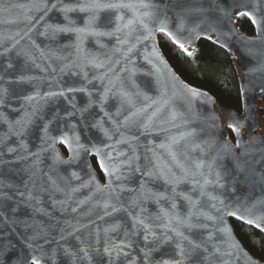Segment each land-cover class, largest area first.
Returning a JSON list of instances; mask_svg holds the SVG:
<instances>
[{"label":"snow or ice","instance_id":"snow-or-ice-1","mask_svg":"<svg viewBox=\"0 0 264 264\" xmlns=\"http://www.w3.org/2000/svg\"><path fill=\"white\" fill-rule=\"evenodd\" d=\"M32 7L36 8L37 11L43 12V15L40 16L41 21L54 9L62 12L65 23L63 25L46 24L45 32L41 33V35H46L49 30L52 31L53 35L58 33L75 34V43L70 46L76 49V56L72 61L63 64L60 72L63 73L73 68H78L80 72H73V75H81L85 83L79 87H60L57 91L49 90L43 94L37 90L25 96L21 109H12L14 112L22 110L21 115L15 120H9L6 114L0 111V122L7 124V132L0 133V165L27 161L29 158H33L32 163L25 165L23 168V171L29 174L28 179L23 184L24 190H19V186L5 184L3 181H0V208L4 207L5 201L13 200V195H9L3 191L7 187L14 189V195L17 198L15 201L17 207L11 209L13 213L17 212L20 204H24L31 208L34 213L50 216V213L41 206V195L35 194L37 190L36 179L39 178L41 173L39 167L40 156L42 153L50 150L53 153L52 159L54 164L71 165L83 160L88 174L86 181L76 187H69L67 192L49 175L48 181L50 187L56 192L63 193L65 196V199L52 201L54 208L58 207L61 212L67 211L73 194L79 192L81 188L92 186L93 193L89 197L79 200L77 206L71 208L72 212H76L80 205L88 203L95 193H103L105 198L93 203V207L99 206L103 210V216L97 217L98 219L102 220L105 216H112L114 213H127L128 219L131 221V229L124 228L123 237L119 239L109 237L104 241L102 254L107 256L108 264H114V261L120 257H124L127 260V264H139L140 258L131 255L130 250L136 244L133 238L140 233H143L142 239L145 243V247L140 248L143 264H188V261L200 252H203V255L199 257V264H230V261L225 259V257H231L233 255L232 250L237 249L239 245L233 239V235L225 223V216L235 217L249 225L254 224L256 228L264 231V228L261 227L264 224V214L253 213V209L257 207V204H264V201H257L250 207H246L239 201L232 202L228 200L224 195L229 189L235 192L238 186L253 183V177H257L259 181H264V170L258 172L256 167L257 165L264 164V149L256 150L251 147L253 143L258 142L259 138L250 136L249 141L245 142L239 134L241 125L238 122L229 123L228 127L237 136L235 147L230 142L225 141L219 148H216L217 141L215 138L196 142L197 131L187 127L189 121L183 119V126L187 130L181 131L177 135L166 136L165 140L160 144L149 141V144L152 146L147 147L146 151L151 153V156L145 155L144 160L146 163L141 164L139 162L141 157L138 154L141 136L146 137L157 131L167 132L168 129L163 127L165 124L171 125V127H181L175 121L182 119L183 114L177 112L172 105L176 93L173 92L172 96L168 95V84L166 81L161 80L160 70L155 65H153L156 69L154 75L156 76L159 89L156 98L149 96L135 84V81L132 79L136 74L135 68H122L120 70L121 72L128 71L129 75L127 79L131 82L132 87L136 89L135 92L129 91L124 86L119 74H116L114 79H108L107 73H101L89 80L88 72L84 71L85 67L90 66L95 69H102L105 67L106 61H99L94 56L84 54L81 45L84 38L88 36H110L121 32H125V39L120 40L118 38V43L127 44V36L132 34L137 24L147 32V35L143 38L148 39L152 35L153 29L149 27V24L145 20H157L155 11L157 6L151 3V0H76L74 4L70 5L63 4L62 0H37V3L32 5ZM122 9H127L131 12L130 19L124 22V15L118 14L115 17L116 27L112 31L99 30L101 27H107L112 23L111 19H106L102 24L98 23L102 12L115 10L117 13H120ZM0 10L7 11L8 9L3 8ZM76 11L87 14L83 26H78L76 21L69 16V13ZM185 11L203 12L204 10L193 8L185 9ZM221 11L222 18L215 23H223V17H227L228 23L232 24L233 27L227 32H220L211 25L210 29L217 31V35L220 37L217 42L222 47H228L224 43V38L236 34L235 21L232 14L223 10ZM235 15L246 16L251 19V22L257 26V37L264 39V36L261 35L264 32V19H258L255 12L250 11H237ZM28 19L30 20L31 17H28ZM203 22L201 21L200 23ZM184 27L185 22L183 17H181L177 30L175 32L169 31L167 18L165 17L158 20L156 30L164 32L174 43L187 52L184 42L198 38L202 34L206 35V33L198 31L200 28V24L198 23L188 29V37H182L180 36V32ZM28 31L31 32L32 29L29 28ZM207 38L211 39L210 36ZM7 39H10V37H0V45ZM242 39L248 43L254 42L246 37H242ZM14 48L15 44L3 48L0 50V57L7 56ZM131 51L132 48H129L128 52ZM246 51L251 53L252 49H246ZM19 54L17 53V55ZM187 54L191 55L190 52H187ZM53 55L55 56L56 54L53 53ZM56 59L64 60L66 58L56 56ZM11 67L12 64L8 63L7 68ZM258 70L264 71V64H261L259 68L250 69L252 72ZM32 79L35 78L28 76L17 77L19 81H30ZM106 79H108V83L105 84L103 82ZM0 80H3L2 74H0ZM93 80L101 81L103 87V91L98 93L99 100L92 98L95 89L89 90V85ZM173 80H175L174 77ZM118 82L119 86H117ZM173 87H175L174 84ZM181 88L188 94L189 110H191V101L201 96L207 99L205 93L190 86L181 85ZM261 90L264 91V87ZM77 92L84 93L88 97V103L84 107H77L74 98L68 99L67 94ZM8 95V89L0 84V107L6 106ZM110 96H118L120 100V107L116 109L115 113L105 110V104ZM58 97L65 98L67 103L71 105V110L65 111L63 116L58 112L54 113L52 119L46 120L41 129V146L39 150L36 152L29 151L28 144L23 137L26 136L28 130L35 123L36 117L42 112L44 106L50 100ZM93 105L98 106L103 115L96 119L94 123H91L90 127L97 129L101 133V137L83 142L80 128L87 129L89 127V122L85 119V113ZM7 106L11 107L10 105ZM28 106L31 107L30 111ZM125 106H127L128 110L127 114L123 115ZM165 111H167V116L161 120L160 117ZM122 115L123 119H116ZM74 118H76L75 122H71ZM212 119L215 118L213 117ZM54 121L65 123H60L58 127L50 132V126ZM106 122L111 127H106ZM215 126L212 125V127ZM133 128L136 129L139 135L130 134ZM52 132L58 134L54 135ZM10 136L16 137L17 144L16 146L4 148ZM58 143L68 150L69 155L67 159H64L57 150L56 145ZM121 145H127L130 152L120 150ZM181 145L184 146L182 151L180 150ZM213 149H215V154L210 155ZM5 151L9 154H16L13 160L6 161L3 159ZM197 151L200 153L199 157L191 155V153ZM254 151L262 153L260 158L255 161L251 159V154ZM89 155L96 158V164L104 174L106 183L99 184L96 182L93 169L86 159ZM165 156L167 160L164 159ZM225 156L231 158L235 175H233L232 169H225L222 163H218ZM241 174L244 176L243 180L240 179ZM70 176L72 180H81L80 174L76 171H72ZM137 176L139 177L138 187H130L129 182H134ZM61 179L65 181L66 185L69 184L67 178L61 177ZM157 181L162 182L163 191L154 190V188L149 187L150 183L155 184ZM182 185H190V187H188L187 191H179L178 189ZM210 188L212 191H209ZM38 191L40 193L46 191L42 183ZM125 192L132 193L127 200V206L121 198V194ZM203 198L211 201L210 207L214 210L215 214L203 210L201 206ZM178 200L186 202L188 209L186 213H181L178 210ZM148 202L156 204L157 211L155 213L148 214V210L145 207ZM87 214L85 213V215ZM201 219L203 222H201ZM33 223L38 222L33 221ZM63 223L64 227L60 228V235L58 237H50L48 230L41 226L39 230H34L33 234L24 240L25 246L31 252L30 264H42L43 258L48 255L43 249L45 245L51 243V240L55 239L59 243V241L65 240L81 229L88 227V224H80L78 221L76 225H73L68 220H65ZM89 223L94 222L90 221ZM18 224L23 225L25 228L32 226L27 220H20L16 216L9 217L6 213L0 211V242L4 241L8 236V233L3 231L4 227L8 226L9 231L15 234V225ZM51 227L54 228L55 225H51ZM121 227V223L117 221L103 231L107 237L108 233L118 232ZM66 228H71V231H66ZM204 232L207 234L205 235ZM98 233L99 229L96 230L97 236ZM217 233L223 237L222 240L215 239ZM76 238L80 240L79 236ZM41 240H43V243H40ZM7 243L11 245V241ZM149 243L153 244L154 247H147ZM169 244L173 245L175 249L170 258L153 261L152 253ZM81 245L79 252L82 253V256H80V259L88 261L89 264L92 261L90 251H95L98 255L101 254L99 249H90V246L84 244L83 241H81ZM221 245H224L225 248L222 249ZM55 252L56 249L54 248L52 250L53 258ZM64 252L72 255L75 260L76 253L70 252L67 247L64 248ZM36 253L39 254L37 255ZM130 255L131 259L128 260L127 258Z\"/></svg>","mask_w":264,"mask_h":264},{"label":"water","instance_id":"water-1","mask_svg":"<svg viewBox=\"0 0 264 264\" xmlns=\"http://www.w3.org/2000/svg\"><path fill=\"white\" fill-rule=\"evenodd\" d=\"M62 2L65 5H70L74 4L76 0H62ZM36 3L37 0H0V9H8L7 11L0 10V37H10V39L5 40L4 43L0 45V50L15 44V48L10 51L7 56L0 57V74L3 75V80H0V84L7 88L9 93L6 106L0 107V111L5 113L9 120H15L21 115L22 110L14 112L12 109H21V105L24 104L23 98L37 90L43 94L49 90L57 91L60 87H79L85 83L81 75H73V72H80V69L78 68H73L72 70L63 73L60 72L61 66L68 61H72L76 56V49L70 46L75 43V34L58 33L53 35L52 31L49 30L46 35H41V33L45 32L46 24L63 25L65 23L62 12L54 9L48 13L44 20L41 21L40 16L43 15V12L37 11L36 8L32 7V5ZM151 3L157 6L155 9L157 20H145V22L149 24V27L153 29V33L148 39L143 38L147 35V32L137 24L132 34L127 36V44L118 43V38L120 40L125 39V32H121L110 36H88L84 38L81 45L84 54L94 56L99 61H106L105 67L102 69H95L90 66L85 67L84 71L88 72L89 80H91L93 76H97L101 73H107L108 79H114L116 74H119L124 86L129 91L135 92L136 89L132 87L131 82L127 79L129 75L128 71H120L122 68H135L136 74L132 78L135 81V84L149 96L156 98L159 89L156 82V76L154 75L156 69L153 65H155L156 68L160 70L161 80L166 81L168 84V95L172 96L173 92L176 93L172 105L177 112L183 114L182 119L175 121V123L181 125V127H171V125L165 124L163 127L168 129L167 132L157 131L146 137L141 136L138 147V154L141 157L139 162L145 164L144 156H151V153L146 151L147 147L152 146L149 144V141H154L155 144H160L165 140L166 136L177 135L181 131H186L187 128L183 126V119L189 121L187 127L197 131V136L195 137L196 142L215 138L217 141L216 148H219L225 141L230 142L233 147H235L237 136L235 134L234 143L233 140L228 137L226 129L229 123L238 122L241 125L239 130L241 139L248 142L250 136L258 137V142L253 143L251 147L256 150L264 149V138L257 132L259 127L257 104L259 99L264 95V91L261 90V88L264 87V71H250V69L259 68L261 64H264V39L257 37V26L254 25L248 17L247 18L253 25L254 33L248 34L243 32L240 29L237 20L240 16L235 15L237 11H250L255 12L258 19H264V0H151ZM193 8H200L204 11H185V9ZM221 10L232 14L235 21L236 34L224 38V43H226L228 47H222L221 44L217 42L220 39L217 35V31H212L210 29L211 25L220 32H227L233 27L232 24L228 23L227 17H223V23H215L222 18ZM118 14L124 15V22L131 18V12L127 9L120 10V13H117L115 10L102 12L98 23L102 24L106 19H111L112 23L107 27H101L99 30L112 31L116 27L115 17ZM69 16L76 21L78 26H83L87 14L76 11L69 13ZM28 17H31V19L29 20ZM165 17L167 18L168 30L172 32L177 30L180 19L183 17L185 27L180 32V36L182 37H188V29L198 23L200 24L198 31L200 33H206V35L202 34L198 38L185 41V48L189 49L200 39H208L207 37L210 36L216 39L217 44L222 49L233 56L239 72V87L242 98L240 113L234 109L221 106L209 92L187 83L176 73L163 54L158 42V34H163L175 46L179 47V45L174 43L164 32L156 30L158 27V20ZM37 21L39 22L37 23ZM201 21L204 22L200 23ZM29 28L32 29L31 32L28 31ZM261 35L264 36V32H262ZM242 37L249 38L254 42L248 43L246 40L242 39ZM16 41H18V43H16ZM129 48H132L131 52H128ZM246 49H252V52L248 53ZM17 53L20 54L17 55ZM53 53L56 55L54 56ZM125 53H127V55H125ZM56 56L65 57L66 59L58 60L56 59ZM117 61H119V63H117ZM8 63L12 64L11 68H7ZM109 69H111V71H109ZM19 76L34 77L35 79L30 81H19L17 80V77ZM173 77L175 80H173ZM108 79L103 83H108ZM173 84L175 87H173ZM181 85L190 86L193 89L205 93L207 99L204 96H201L191 101V110H189L188 94L183 91ZM117 86H119V82L117 83ZM93 89H95V92L92 98L99 100L98 93L103 91L101 81L93 80L89 85V90ZM67 95L70 100L74 98L77 107H84L88 103V97L84 93L77 92L69 93ZM139 102L138 99V103ZM7 105H10L11 107H8ZM118 107H120L119 97L110 96L105 104V110L110 113H115ZM28 109L30 111L31 107L28 106ZM70 110L71 105L67 103L65 98L58 97L50 100L44 106L42 112L38 114L35 123L28 130L26 136L23 137L28 144L29 151L36 152L39 150L41 146V129L44 122L52 119L54 113L58 112L63 116L65 111ZM127 110V106H125L123 115L127 114ZM102 115L99 107L96 105H93L92 108L85 113V119L89 122V127L87 129L83 127L80 128L81 139L83 142L101 137V133L97 129L91 128L90 125ZM123 115L116 119H123ZM166 116L167 111H165L160 119L163 120ZM41 117H43V119H41ZM213 117L215 119H212ZM75 119L76 118L71 122H75ZM60 123L65 122L54 121L50 126V132L58 127ZM212 125L216 126L212 127ZM105 126L111 127L107 122ZM243 129L245 130L246 138H244L242 134ZM6 132L7 124L0 122V133ZM52 134L55 135L58 133L52 132ZM130 134L139 135L135 128L132 129ZM16 144V137L10 136L6 141L4 148L8 146H16ZM62 147L65 149L66 153L63 152ZM56 148L60 155L64 159H67L69 155L68 150L59 143L56 145ZM183 148L184 146L181 145L180 150L182 151ZM120 150L130 152L127 145H121ZM158 151L160 150L158 149ZM214 154L215 149H213L210 155ZM15 155L16 154H9L5 151L3 159L11 161ZM191 155L199 157L200 153L197 151L191 153ZM261 155L262 153L260 151H254L251 154V159L255 161L259 159ZM52 156L53 153L50 150L42 153L40 156L39 167L41 173L39 178L36 179L37 190L35 192V194L41 195V206L50 213V216L41 213H34L31 208L24 204H20L17 212L13 213L11 209L17 207L15 203L17 198L14 195V189L7 187L3 189V191L7 192L9 195H13V200L5 201L4 207L0 208V211L6 213L9 217L16 216L20 220H27L32 226L25 228L23 225H15V234L9 231L8 226L4 227L3 231L8 233V236L4 241L0 242V264H30L31 252L25 246L24 240L32 235L34 230H39V227L41 226L48 230L50 237H58L60 235V228L64 227L63 222L65 220L71 221L73 225H76L77 221L80 224H88V227L86 229H81L74 235L67 237L65 240L59 241V243H57L55 239L51 240V243L45 245L43 249L48 255L43 258L42 264H89L88 261L80 259V256H82V253L79 252V249L82 246L81 241H83L84 244L89 245L90 249H99L101 252V254L98 255L95 251H90V255L92 256L91 264H108L107 256L102 254L104 241L109 237L119 239L123 237L124 228L131 229V221L128 219L127 213H114L112 216H105L102 220L98 219L97 217L103 216V210L99 206L93 207V203L98 200H103L105 198L103 193H95L92 195V199L88 203L80 205L76 212H72L71 208L76 207L79 200H83L93 193L92 186L81 188L79 192L74 193L72 200L69 201L67 211L61 212L58 207L54 208L52 201L65 199V196L63 193L56 192L50 187L48 176H52L60 187L64 188L65 192H67L69 187H76L80 183L86 181L88 179V174L87 169L84 167L83 160L71 165L54 164ZM91 157L94 156L89 155L86 159L93 169L96 176V182L99 184L106 183L105 176L101 170L99 169L102 174V179L92 165ZM32 159L33 158H29L27 161L0 165V181H3L5 184L19 186V190H24L23 184L24 181L28 179L29 174L24 172L23 168L25 165L31 164ZM164 159L167 160V157L165 156ZM218 163H222L225 169H232L233 175H235L232 160L229 156H225V158L222 161H218ZM256 167L258 172L264 170V164L257 165ZM72 171L78 172L81 176V180H72L70 176ZM61 177L67 178L69 184L66 185ZM240 179H244L243 174H241ZM252 180L254 182L251 184L238 186L235 192H232L231 189H229L228 192L224 193L225 197L232 202L239 201L246 207H250L257 201H264V181H259L257 177H253ZM41 183L46 189L43 193L38 191ZM138 184V176L134 182H129L130 187H138ZM149 187L154 188V190H164L161 181H157L155 184L150 183ZM188 187H190V185H182L178 190L187 191ZM209 191H212V189L210 188ZM131 195L132 193L128 192L121 194L122 201L126 206L127 200ZM177 204L178 210L181 213L187 212L188 209L186 202L178 200ZM210 204L211 201H207L206 198H203V203L201 205L203 210L215 214L214 210L211 209ZM145 207L148 210V214L157 211L156 204L152 202H148ZM85 213L88 214L85 215ZM253 213L264 214V204H257V207L253 209ZM230 218L243 224H247L235 217L225 216V223L229 227L233 239L239 245L237 249L232 250L233 255L231 257H225V259H228L230 264H264V260L254 257L240 242L231 225ZM33 221L38 223H33ZM90 221L94 223H89ZM117 221L121 223L122 227L118 232L108 233V236L106 237L103 230ZM201 222H203L202 219ZM51 225H55V227L53 228ZM261 227L264 228V224H262ZM97 229H99L98 236L96 234ZM66 231L70 232L71 228H66ZM204 234L206 235L207 233L204 232ZM77 236L80 237V240H77ZM142 236L143 233H140L133 238L136 241V244L130 250L131 255L140 258L139 264H143L140 248L145 247ZM215 239L222 240L223 237L217 233ZM97 240L99 241L98 243ZM8 241H11V245H8ZM40 243H43V240H41ZM65 247H67L70 252L76 253L75 260L72 255L64 252ZM147 247L152 248L154 245L149 243ZM54 248L56 249V252L53 258L52 250ZM221 248L224 249L225 246L221 245ZM174 251L175 249L173 245H164L158 251L152 253V260L158 261L161 259H168ZM36 254L38 255L39 253ZM131 255L127 258L128 260L131 259ZM202 255L203 252H200L198 255L193 256V258L188 261V264H199V257ZM216 259L218 260V258ZM114 264H127V260L124 257H120L114 261Z\"/></svg>","mask_w":264,"mask_h":264},{"label":"trees","instance_id":"trees-1","mask_svg":"<svg viewBox=\"0 0 264 264\" xmlns=\"http://www.w3.org/2000/svg\"><path fill=\"white\" fill-rule=\"evenodd\" d=\"M237 20L243 32L254 33L253 25L246 16H240ZM158 42L166 59L183 80L209 92L221 106L241 112L238 68L233 56L222 49L214 37L200 39L187 49L191 55L175 46L163 34H158ZM62 150L66 153L63 147ZM91 162L102 179L94 157H91ZM230 222L243 246L254 257L264 260V231L233 218H230Z\"/></svg>","mask_w":264,"mask_h":264},{"label":"rangeland","instance_id":"rangeland-1","mask_svg":"<svg viewBox=\"0 0 264 264\" xmlns=\"http://www.w3.org/2000/svg\"><path fill=\"white\" fill-rule=\"evenodd\" d=\"M257 114L259 117V127L257 129V132L264 137V95L258 101Z\"/></svg>","mask_w":264,"mask_h":264},{"label":"flooded vegetation","instance_id":"flooded-vegetation-1","mask_svg":"<svg viewBox=\"0 0 264 264\" xmlns=\"http://www.w3.org/2000/svg\"><path fill=\"white\" fill-rule=\"evenodd\" d=\"M226 130H227L228 137H230V139H232L233 142L235 143V133L229 127H227ZM242 134H244L243 136H245L244 138H246V134H245V130L244 129L242 130Z\"/></svg>","mask_w":264,"mask_h":264}]
</instances>
